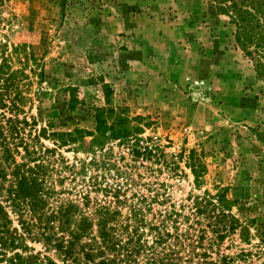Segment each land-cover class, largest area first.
Masks as SVG:
<instances>
[{"label":"rangeland","instance_id":"374dc122","mask_svg":"<svg viewBox=\"0 0 264 264\" xmlns=\"http://www.w3.org/2000/svg\"><path fill=\"white\" fill-rule=\"evenodd\" d=\"M0 41L20 46L12 66L27 75L32 135L84 131L65 145L38 138L67 166L68 190L89 178L116 184L123 202L95 190L91 199L123 214L134 203L151 222L174 206L182 228L207 230L213 259L244 252L236 263L264 264V81L212 0H76L64 12L60 0H0ZM104 104L106 126L123 118L151 154L96 132L92 106Z\"/></svg>","mask_w":264,"mask_h":264},{"label":"trees","instance_id":"16d2710c","mask_svg":"<svg viewBox=\"0 0 264 264\" xmlns=\"http://www.w3.org/2000/svg\"><path fill=\"white\" fill-rule=\"evenodd\" d=\"M212 1L216 12L225 15L234 26V40L243 55L251 60L255 76L264 81V0ZM75 2L60 0L62 11ZM19 48L13 46L11 52ZM11 52L8 45L0 41V264L246 262L241 259L242 263H236L237 255L213 259L212 246L204 245L207 230L199 223L182 228L180 225L182 221L187 222V218L174 206L161 210L155 222H151L134 203L123 214L113 205L91 199L90 192L95 190L123 202L121 187L116 184L106 183L101 187L100 182L89 178L81 189L74 184L68 190L63 185L62 170L67 166H60L62 159L55 157L54 150L44 147L38 138L51 135L65 145L77 140L74 134L84 131L48 133L42 127L39 133L32 135L36 123L34 117L26 114L25 106L31 102L22 82L27 75L23 69L13 68ZM103 91L106 97L110 91L108 83L103 82ZM106 101L108 103V99ZM92 109L96 132L110 131L107 137L123 143L135 156L152 153L151 148L140 144V139L133 135L138 132L137 128L124 125L123 118L112 123L117 129L106 126L105 118L112 110L109 106L93 105ZM193 172L197 174L195 169ZM211 231L220 240L226 232L214 225ZM24 237L40 242L44 252L31 254L28 247L22 245ZM237 257L246 259L247 253L241 252Z\"/></svg>","mask_w":264,"mask_h":264}]
</instances>
